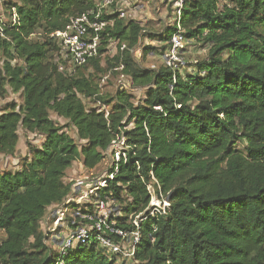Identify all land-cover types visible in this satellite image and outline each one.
Masks as SVG:
<instances>
[{"label":"trees","instance_id":"1","mask_svg":"<svg viewBox=\"0 0 264 264\" xmlns=\"http://www.w3.org/2000/svg\"><path fill=\"white\" fill-rule=\"evenodd\" d=\"M101 1L2 3L9 20L0 19V96L9 89L23 104L0 112V155L15 156L20 129L43 142L30 146L18 170L0 168V264L54 262L43 225L71 194L68 171L77 162L95 170L121 138L124 148L105 186L89 204L74 207L90 213L95 204H110L120 213L118 227L128 231L137 220L134 264H264V0L186 2L182 29L207 49L193 73L141 68L132 51L145 28L121 12L100 16L105 27L98 57L68 72L52 35L73 19L94 22ZM176 32L169 25L149 38L164 44L166 54ZM111 43L118 53L105 69ZM115 69L144 91L142 99L135 102L124 89L101 94L98 77ZM150 187L169 201L165 214L151 215ZM63 260L118 264L97 242L74 248Z\"/></svg>","mask_w":264,"mask_h":264},{"label":"rangeland","instance_id":"2","mask_svg":"<svg viewBox=\"0 0 264 264\" xmlns=\"http://www.w3.org/2000/svg\"><path fill=\"white\" fill-rule=\"evenodd\" d=\"M4 0H0V19L4 22H7L9 18L4 14L2 3ZM114 8L107 10L108 14L121 12L126 20H135L140 22L145 28V33L143 38L140 41V44L136 49L132 51V55L137 62V64L143 69H153L159 68L163 65L168 66L167 56L169 54V49L166 54H164L163 47L164 44H161L155 40L149 38L151 33H162L169 25L174 26L176 20L175 13V0H117ZM37 40V37H34ZM124 48V47H123ZM145 48H149L148 53L145 54ZM118 53L117 43H111L106 48V53L103 56L102 66L105 69H108L106 60L112 59ZM161 54H164L163 56ZM207 58V49L199 42H193L190 45L186 46L183 52L180 55V60L183 64L175 63V69L179 70L181 74L193 73L195 70L194 65L197 62H201ZM69 69L74 70V68ZM122 69H115L107 71L104 74H101L97 82L100 84L101 94L103 96H113L117 90H127L134 99L135 102L144 97V91L141 89H135L132 85L131 80L121 74ZM8 104H17L20 106L23 104V99L19 94H14L11 90L8 89L5 97L0 96V112ZM88 107H96V109L103 112H108L110 108L103 107L102 104H93L87 102ZM97 105V106H96ZM52 119L59 123L60 125L67 124L64 120L59 119L56 115H51ZM72 138L77 139L76 131L70 129L69 131ZM20 141L17 147V152L13 158L4 157L0 155V168L1 170L16 171L20 168V164L29 158V149L35 146H41L43 138L40 135L29 134L23 129L19 130ZM124 146V138H121L115 142L112 147L106 152L104 162L99 165L95 170L88 171L83 167L81 162L75 163L72 168L68 171L65 182L67 184H73L71 188V194H78L85 198H91V191L94 190L96 186L99 188L105 186L104 180L108 178L110 170L115 166L120 160L121 151ZM99 181V182H98ZM77 184V186H75ZM81 189L75 191V188ZM151 193L155 196V190L150 189ZM78 192V193H77ZM77 197V196H76ZM82 202V201H81ZM80 203V201H79ZM76 202V204H79ZM156 204V202L154 203ZM62 205V204H61ZM62 207H59V209ZM57 210V209H56ZM54 208L51 209L47 218L44 220L43 229L45 234L50 235V229L55 227L54 220L52 216L55 214ZM117 212V211H116ZM0 238H3L0 234ZM48 245L54 251V261L58 257L59 246L48 242ZM101 252L109 259L113 257L109 255L104 249L100 248ZM118 264H121V260L118 259Z\"/></svg>","mask_w":264,"mask_h":264},{"label":"built area","instance_id":"3","mask_svg":"<svg viewBox=\"0 0 264 264\" xmlns=\"http://www.w3.org/2000/svg\"><path fill=\"white\" fill-rule=\"evenodd\" d=\"M175 1L176 20L174 26L177 28V32L171 38L166 61L170 68H175V63L183 64L180 60V55L186 46L193 43L188 40L182 29V10L189 0ZM116 2L117 0H102L99 2L98 13L94 22L91 21L89 16L73 19L66 31L52 35V38L58 39L61 43L63 59L66 61L67 66L74 69L82 67L91 59L98 57L101 46L99 33L105 27V24L98 20ZM13 21H17L16 14H14ZM68 72H72V69L70 70L69 67ZM80 189L81 187L75 188V191H79ZM98 189H100L99 186H96L91 191L92 197L96 195ZM155 196L156 199L152 194L150 203V208H152L151 215L161 214V211L165 214L169 208V201L164 199L162 194L160 198L156 194ZM76 202L79 204H76ZM155 202L156 204H154ZM89 203L90 198H85L83 195L78 196V194L75 195L74 193L70 194L62 205L54 208V212H56L52 216V219L54 220L55 227L50 229L48 237L50 242L59 246V249L58 257L52 264H65L63 259L68 256L71 250L81 245H89L92 242H97L100 248L104 249L109 255L117 260H121V264H134L137 246L140 242V226L138 221H133L136 229L128 231L118 227L117 219L120 217V213L116 212L117 210L110 204H95L94 210L90 213L80 212V210L74 207V204L82 205ZM59 207L62 208L59 209Z\"/></svg>","mask_w":264,"mask_h":264}]
</instances>
